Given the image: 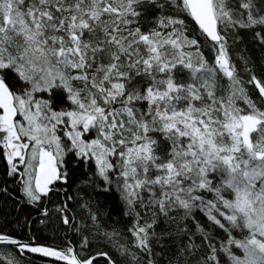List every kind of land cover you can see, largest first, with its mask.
<instances>
[{
    "label": "snow or ice",
    "instance_id": "6c2138e0",
    "mask_svg": "<svg viewBox=\"0 0 264 264\" xmlns=\"http://www.w3.org/2000/svg\"><path fill=\"white\" fill-rule=\"evenodd\" d=\"M0 264H264V0H0Z\"/></svg>",
    "mask_w": 264,
    "mask_h": 264
},
{
    "label": "bare ground",
    "instance_id": "6f19581e",
    "mask_svg": "<svg viewBox=\"0 0 264 264\" xmlns=\"http://www.w3.org/2000/svg\"><path fill=\"white\" fill-rule=\"evenodd\" d=\"M101 259H103V258H101Z\"/></svg>",
    "mask_w": 264,
    "mask_h": 264
},
{
    "label": "trees",
    "instance_id": "16d2710c",
    "mask_svg": "<svg viewBox=\"0 0 264 264\" xmlns=\"http://www.w3.org/2000/svg\"><path fill=\"white\" fill-rule=\"evenodd\" d=\"M251 46V45H250ZM102 260V259H101Z\"/></svg>",
    "mask_w": 264,
    "mask_h": 264
}]
</instances>
